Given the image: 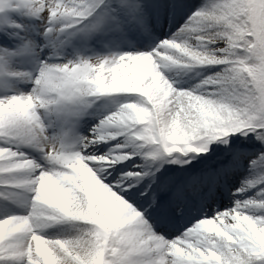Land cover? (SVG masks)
Returning a JSON list of instances; mask_svg holds the SVG:
<instances>
[{
    "label": "snow or ice",
    "instance_id": "6c2138e0",
    "mask_svg": "<svg viewBox=\"0 0 264 264\" xmlns=\"http://www.w3.org/2000/svg\"><path fill=\"white\" fill-rule=\"evenodd\" d=\"M167 27L149 50L65 58L72 37L105 47ZM12 36L0 86L31 87L0 96V202L23 213L0 218V264H264V0H0ZM201 66L215 70L190 89L164 74ZM63 224L74 233L43 234Z\"/></svg>",
    "mask_w": 264,
    "mask_h": 264
},
{
    "label": "rangeland",
    "instance_id": "374dc122",
    "mask_svg": "<svg viewBox=\"0 0 264 264\" xmlns=\"http://www.w3.org/2000/svg\"><path fill=\"white\" fill-rule=\"evenodd\" d=\"M197 3H199V0H196ZM183 23V20H180ZM26 23H36V21H24ZM179 24L176 25L178 27ZM176 27H167L165 29V32L168 36L171 35L172 32L176 31ZM20 35H25L24 33H20ZM14 36L9 38L7 41L1 37L0 39V46L6 45L7 47L12 46L11 43H14ZM76 40L79 42H82V50L81 53L82 55H87V51H89V55L87 56H94V55H104V54H109V53H116L120 54L122 52H127V51H133V50H140V51H145L149 50L150 47H154L159 41L163 38H166L165 33L163 35H158L155 36L156 39H135L133 38L131 43H122L119 44V48H115L118 45H108L105 47H99V46H94L91 42H85L82 38L75 37ZM113 46V47H112ZM12 48V47H11ZM73 57V56H72ZM70 57V58H72ZM66 58V57H65ZM15 62V59L13 60L12 63ZM215 69L212 66H201L197 68L195 71L192 72H183L179 68H174L171 70L165 71V75L167 78H171L170 82H174L173 79L175 78H180V82H174V87L180 88V89H190L193 85L198 83L202 76L210 74L211 71H214ZM173 72L177 73L176 75L173 76ZM170 73H172V76H170ZM177 81V79H175ZM125 100V97L123 94L119 95H113V96H108V97H101L99 99H96L95 102L93 103L92 107L88 110V114L86 115L88 119H91V123L94 125L97 123L100 119L103 118V116L107 115L108 113L115 111L116 108L120 103H123ZM103 106H106L103 108ZM119 139V138H118ZM105 142H101L99 145L104 144ZM115 141H110L107 142V148L111 146V144H114ZM138 159V158H137ZM105 163H107L105 161ZM164 167L168 168H174L177 167L176 165H165ZM244 175L246 173H242L240 177L235 181V186L238 187L240 180L244 178ZM252 191H255L254 189L249 190V195L251 194ZM0 205H3L2 202H0ZM222 205L221 207H223ZM231 206V205H230ZM2 218V216H0ZM75 228L70 225V224H63V225H56L51 228H48L45 230L43 233L46 235L48 238H55L59 235H65L68 233H74Z\"/></svg>",
    "mask_w": 264,
    "mask_h": 264
},
{
    "label": "bare ground",
    "instance_id": "6f19581e",
    "mask_svg": "<svg viewBox=\"0 0 264 264\" xmlns=\"http://www.w3.org/2000/svg\"><path fill=\"white\" fill-rule=\"evenodd\" d=\"M170 76H172V73H170ZM169 79H171V78H169ZM175 80V79H174ZM173 80V81H174ZM253 192V191H252ZM252 192H251V194H252ZM250 194V195H251ZM247 195H249V193H247ZM226 204L228 205V206H230L231 205V202L230 201H226ZM10 212H15L16 214H23L22 213V211L21 210H19V209H12V208H7V207H4L3 205H0V216H4L5 214H9ZM71 234H73V233H68V234H65V235H59V236H68V235H71Z\"/></svg>",
    "mask_w": 264,
    "mask_h": 264
}]
</instances>
